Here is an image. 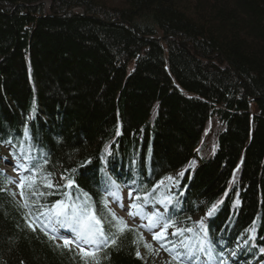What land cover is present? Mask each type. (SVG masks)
Wrapping results in <instances>:
<instances>
[{
	"label": "trees",
	"instance_id": "trees-1",
	"mask_svg": "<svg viewBox=\"0 0 264 264\" xmlns=\"http://www.w3.org/2000/svg\"><path fill=\"white\" fill-rule=\"evenodd\" d=\"M110 1L0 0V144L9 148L0 160L20 180L30 173L19 165L41 167L34 187L52 193L42 203L87 193L102 218V186L143 196L172 176L177 184L153 193L172 204L145 211L195 229L185 237L197 264H264V0ZM7 178L0 172V264H93L40 225L32 231L35 198L26 185V220ZM128 227L136 231L97 253L99 264H178L176 228L170 243L156 240L168 259L152 263L136 255L141 232Z\"/></svg>",
	"mask_w": 264,
	"mask_h": 264
},
{
	"label": "snow or ice",
	"instance_id": "snow-or-ice-1",
	"mask_svg": "<svg viewBox=\"0 0 264 264\" xmlns=\"http://www.w3.org/2000/svg\"><path fill=\"white\" fill-rule=\"evenodd\" d=\"M119 129H117V135H119ZM25 135H27V129H25ZM105 151H108V147L106 146ZM47 161H45L46 163ZM194 163V162H193ZM19 167L24 168L25 171L29 172L30 175L22 176L19 182L12 180L11 178H7L8 183H16L17 187L21 189L20 195L24 197V203L21 207L29 209L28 214L25 216V219L28 220V217L32 214V206L29 203V197L24 195V187H27L30 190L29 195L35 198V211L36 215L32 217L29 221V227L32 231H36V226L40 225L41 230L45 231L47 235L49 232L55 234L61 229L71 230L74 233V237L72 239L64 238V246L67 248L71 244L75 243L77 248H79L80 252L83 253L84 258L92 257L93 264H99V259L96 258L97 253L103 251L105 247L109 244L116 245L118 237L123 234L125 231H136L135 229H130L127 225V222L123 219V217H119L116 213L108 206V200L105 198L103 201L104 209L107 211V217L102 218L98 216L95 210L94 204L91 202V197L88 196L87 193H83L82 196L76 195L73 196L71 192L64 193V199H60L52 203L51 205H46L40 201V197L44 195H51V192L44 193L38 191L37 188L34 187L35 180L38 174L41 171V167L39 165H32L31 167H25L24 165H19ZM75 171V170H73ZM51 174H46L42 177L44 182V187L51 188L52 184L48 177ZM179 176H183L184 173L180 172ZM67 181L66 187L71 189L74 186V181L69 177H63ZM235 179V178H234ZM166 181L168 183H166ZM113 187L117 189L115 192H110V194L114 197L116 202L120 207H124L122 200L118 193V186L115 185V182H111ZM178 181L172 176H167L160 179L157 184L153 186L151 191L145 192L143 196L137 194L133 196V193L129 192V197L131 199V203L129 205L128 214L133 218L140 217L143 220L147 221V224L142 225L148 231L153 232V239L158 240L163 245L164 243H170L167 241V229L170 227L176 228V230L172 233L173 236L179 235L181 237L180 247L175 250L174 259L178 261V264L186 261L187 264H197L195 257V252L192 248L191 243L186 239L185 233L191 234L195 231L194 228H178L176 227V222L169 216H166L164 212H161L159 209L153 208V210L149 213L145 211V208L148 205H155L159 203L165 209L168 205L172 204L173 198L171 196L162 195L159 200H156L153 197V193H156L159 189L164 188L168 189L170 185L177 184ZM82 191V190H80ZM15 195V193H12ZM227 195V193H225ZM223 201H218L217 204H213L212 207L208 210L207 215L212 216L217 209L219 203ZM240 201L237 200L236 204H239ZM189 219H191L189 217ZM105 222H107V231L105 230ZM196 224L199 226V231L203 233V239L199 241L201 247L200 251H205L204 245H208L211 248L209 241L207 240V229L204 224L203 219L197 221ZM159 229L157 232L156 230ZM250 231L254 232L255 229L252 228ZM51 239H55V235L50 237ZM138 240L143 241L144 247L152 250V245H150L143 238L142 233H138ZM137 243V240L133 241ZM183 249V253L181 252ZM70 250V249H69ZM172 252V249H169ZM261 251H264L262 249ZM136 255L140 256L139 249L136 251ZM209 258H211V253H208ZM222 256L223 253H220ZM232 255H235L233 252ZM222 264H227V261H223Z\"/></svg>",
	"mask_w": 264,
	"mask_h": 264
},
{
	"label": "rangeland",
	"instance_id": "rangeland-1",
	"mask_svg": "<svg viewBox=\"0 0 264 264\" xmlns=\"http://www.w3.org/2000/svg\"><path fill=\"white\" fill-rule=\"evenodd\" d=\"M105 2H110V0H103ZM115 3V0H112ZM49 6H50V2H46L43 4V8L42 10L46 13L49 11ZM113 161V160H110ZM10 167H8L7 169L9 171L12 172L11 169H9ZM129 208H126V210H121L118 208L117 212L122 215L125 218L130 219V215L128 214ZM144 240H146L150 245H152V250L150 251L149 249L145 248L144 246L140 249V253L142 256H144L148 261H152V263H160L164 260H166V256L164 255V253L161 251V249L158 248V246L155 244V241L153 239V237L150 234H146L144 237Z\"/></svg>",
	"mask_w": 264,
	"mask_h": 264
},
{
	"label": "bare ground",
	"instance_id": "bare-ground-1",
	"mask_svg": "<svg viewBox=\"0 0 264 264\" xmlns=\"http://www.w3.org/2000/svg\"><path fill=\"white\" fill-rule=\"evenodd\" d=\"M103 142H104V141H103ZM103 142H102V143H103ZM108 144H109V141H106V142L103 143V146H107ZM119 144H121V143H119ZM134 154H135V152H134L133 150H130V151H129V155H130V156H133ZM109 165L113 166V165H114V162H113V161H110V162H109ZM93 168H94V169H97V168H98L97 164H95ZM98 170H99V168H98ZM101 178H102V175H97L96 180L101 179ZM89 179L92 180L93 177H92V178H89Z\"/></svg>",
	"mask_w": 264,
	"mask_h": 264
}]
</instances>
